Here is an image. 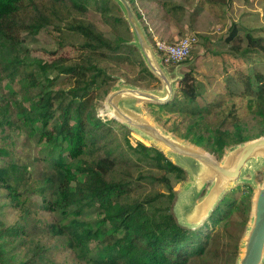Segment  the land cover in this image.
I'll use <instances>...</instances> for the list:
<instances>
[{
  "label": "trees",
  "instance_id": "16d2710c",
  "mask_svg": "<svg viewBox=\"0 0 264 264\" xmlns=\"http://www.w3.org/2000/svg\"><path fill=\"white\" fill-rule=\"evenodd\" d=\"M186 1L164 0L165 13L183 21ZM113 3L0 0V57L8 69L5 95L13 100L17 126L42 152L34 158L41 164L36 165L34 181H27L32 172H14L16 163L10 162L0 166V187L8 190L6 195L16 207L24 192L38 194L39 208L51 215L41 223L40 233L61 240L77 264H237L253 195L246 192L238 199L226 193L202 225L182 224L173 209L176 191L168 174L181 180L185 169L153 144H132L127 139L125 146L119 143L109 125L112 121L97 114L95 94L108 92L112 79L102 63L128 61L133 55L143 73L140 78L153 76L130 38L113 40L92 22L74 15L73 9H78L109 18L115 11L121 22L120 6ZM196 13L199 8L191 15ZM48 26L60 31V45L66 32L80 37L79 55L52 61L22 56L23 41ZM228 29L224 42L234 58L241 60L246 53L264 49V37L253 35L244 24L233 21ZM199 35L201 43L209 40ZM206 50L214 51L207 46ZM191 73L183 74L179 93L160 104L189 119L183 137L223 155L226 147L264 135V72L238 67L225 76L222 97L211 99L206 98L204 83ZM237 95L246 98L253 122H230L239 114L233 105H225V96ZM9 104L0 109L4 114ZM10 121L3 116L0 125ZM25 221L0 228V264H41L45 245L35 241L34 233L24 239L32 220ZM31 230L36 232L38 227L31 225ZM6 239L25 244V260L7 261Z\"/></svg>",
  "mask_w": 264,
  "mask_h": 264
},
{
  "label": "rangeland",
  "instance_id": "374dc122",
  "mask_svg": "<svg viewBox=\"0 0 264 264\" xmlns=\"http://www.w3.org/2000/svg\"><path fill=\"white\" fill-rule=\"evenodd\" d=\"M128 1L144 29L152 50L161 59L162 65L170 78H178L174 82V95L179 93V82L182 79L180 75L189 70L192 71L191 74L197 81H202L206 86L205 95L207 99L214 98L216 95L222 97L220 94L223 95L225 91V76L236 71L238 67H244L249 72H264V49L258 48L250 53H246V56H244L245 58L242 56L241 62L240 59L234 58V56L231 55L233 54V50L224 42V37L229 32L228 28L233 21H238L250 28L253 35L264 37V0H187L184 2L187 10L183 17V21H178L175 17H171L165 13L163 5L164 0ZM113 4L119 6L116 0H114ZM200 6L202 7L201 9ZM198 8L199 13L191 15L192 11ZM73 10L76 17L84 18L92 22L97 29L111 39L120 41L124 38H130V42L134 41V34L122 9L121 14L124 20H121V22L117 21L118 13L115 11L109 13V18H107L95 12L80 13L78 9ZM190 22L192 23L190 24ZM63 24L64 22L62 25ZM59 33L60 31L57 27L54 28L53 26L41 29L37 37L23 41L21 55L25 56L27 54L30 59H42L47 61L62 58V56L68 58L78 56L80 53L79 43L82 39L78 36L71 35L70 32H66L67 38L63 45H60L58 43ZM191 34H196L198 37V41L192 49L191 54L180 64H166L156 49V40L164 39L167 41H176L180 37ZM199 34L205 35L209 40L204 44L201 43ZM206 46L211 50L214 49V51L208 52ZM102 65L106 67L107 72L112 77V79L108 81V89H110L108 92L100 91L98 94H95L94 101L97 114L108 123L112 121L109 125L113 127L117 134L116 141L118 140V142L122 143L124 146L126 145V139L127 142H131L132 144H135L137 141H143L148 145L153 144L162 149L174 163L185 169V177L181 180L168 174V176L171 177L173 188L176 191L173 209L177 217H179V207L189 200L188 192L190 191V185L194 179L193 172L180 164L173 155L155 144L149 138L143 136L124 122L114 118L111 110L106 104L107 95L120 81L142 89L156 91L163 90V82L150 70L153 76L149 75L148 78L141 79L140 77H142L143 73L140 71L137 61L133 60V55L128 61H109L107 63H102ZM3 66L4 60L0 57V109L5 107L7 102H10L8 106L9 109L5 114L0 110V119H2L3 116L10 117L11 121L10 123L5 122L0 125V166L15 162L16 168H14L13 171L21 172L22 174H25L24 170L29 173L32 172V176L27 179L28 182H32L34 181L36 171L39 170L38 167L41 165L40 163H36L34 158L42 152L40 146L36 144L25 131L17 126L18 122L14 114V107L11 106L13 100L11 101L12 98L5 95L6 88L3 87L6 80H8V77H6L8 69ZM225 102V105H230L229 107L233 105L236 109V113L238 112L239 114L235 118L230 117V122L240 119H242L241 121L253 122V114L248 106L246 98L238 95L234 97L225 96ZM133 106L143 112L163 131L181 140L191 142L183 137V134L186 133L189 119L184 117L181 113L164 109L160 104L151 103L149 101H138L133 104ZM214 118L215 117L211 119ZM200 147L210 152L219 160H222L224 156V154L218 155L212 147H205L202 145ZM37 164L38 167H36ZM263 182L264 161H252L242 176L229 185L224 195L226 193H232L235 197L240 199L241 196L247 192L254 196L256 186L263 184ZM144 183L151 185V183L147 181H144ZM210 185L211 183L207 184L206 188L202 191V195ZM155 187L166 190L161 184H156ZM150 189L152 190V187L144 188V190ZM6 190L5 187H0V228L13 225L17 222L25 224L27 223L25 219L32 220V222L28 223L29 225L25 227L26 231L23 236L24 239H28L31 237L30 234L34 233L35 241H39L45 245L43 247L45 249V256L41 264H77L73 257V253L66 249V246L61 240L44 237L40 233L39 227L41 223H43L46 218H51V215L48 214L47 211L43 210V208H39L42 205L41 197L36 193L28 195L24 192L20 195L22 198L21 203L17 204L16 207L9 201ZM31 225H36L38 231H32ZM5 245V250H7V261L15 263L19 260L26 259L24 254V243H15L10 239H6Z\"/></svg>",
  "mask_w": 264,
  "mask_h": 264
},
{
  "label": "water",
  "instance_id": "95a60500",
  "mask_svg": "<svg viewBox=\"0 0 264 264\" xmlns=\"http://www.w3.org/2000/svg\"><path fill=\"white\" fill-rule=\"evenodd\" d=\"M130 24L135 44L148 69L161 79L163 90H147L120 81L106 97V104L114 118L129 125L159 145L177 161L193 172L188 192L189 200L179 209V221L195 228L204 223L221 201L229 185L237 181L252 161H264V135L225 148L222 160L195 143L181 140L163 131L133 104L138 101L165 104L174 98V82L161 59L152 50L144 29L128 0H116ZM183 74L180 78H183ZM211 185L202 195L207 184ZM264 263V182L256 186L252 197L249 222L241 240L237 264Z\"/></svg>",
  "mask_w": 264,
  "mask_h": 264
},
{
  "label": "built area",
  "instance_id": "2783aa9c",
  "mask_svg": "<svg viewBox=\"0 0 264 264\" xmlns=\"http://www.w3.org/2000/svg\"><path fill=\"white\" fill-rule=\"evenodd\" d=\"M198 37L196 34L180 37L176 41L156 40V49L166 64H180L192 52Z\"/></svg>",
  "mask_w": 264,
  "mask_h": 264
}]
</instances>
